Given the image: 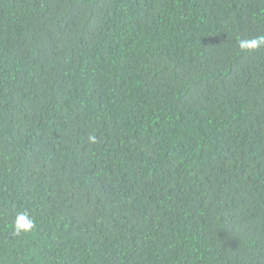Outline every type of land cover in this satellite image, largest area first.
<instances>
[{"label":"trees","instance_id":"16d2710c","mask_svg":"<svg viewBox=\"0 0 264 264\" xmlns=\"http://www.w3.org/2000/svg\"><path fill=\"white\" fill-rule=\"evenodd\" d=\"M0 264H264V0H0Z\"/></svg>","mask_w":264,"mask_h":264},{"label":"clouds","instance_id":"9594fccd","mask_svg":"<svg viewBox=\"0 0 264 264\" xmlns=\"http://www.w3.org/2000/svg\"><path fill=\"white\" fill-rule=\"evenodd\" d=\"M34 227V221L27 215V213H19L14 220V233L21 235L31 231Z\"/></svg>","mask_w":264,"mask_h":264}]
</instances>
